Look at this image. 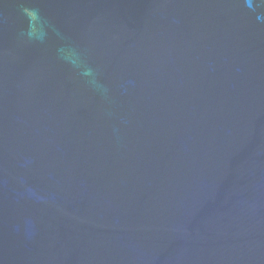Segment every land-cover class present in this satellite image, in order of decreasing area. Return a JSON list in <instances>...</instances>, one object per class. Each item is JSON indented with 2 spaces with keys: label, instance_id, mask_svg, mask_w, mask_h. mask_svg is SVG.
<instances>
[{
  "label": "water",
  "instance_id": "water-1",
  "mask_svg": "<svg viewBox=\"0 0 264 264\" xmlns=\"http://www.w3.org/2000/svg\"><path fill=\"white\" fill-rule=\"evenodd\" d=\"M0 264H264V0H0Z\"/></svg>",
  "mask_w": 264,
  "mask_h": 264
}]
</instances>
